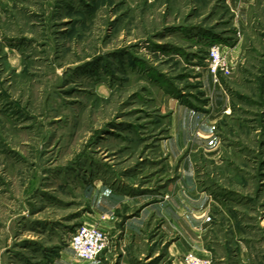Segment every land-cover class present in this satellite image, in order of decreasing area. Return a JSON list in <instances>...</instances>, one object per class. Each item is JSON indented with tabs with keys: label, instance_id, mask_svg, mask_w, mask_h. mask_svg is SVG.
Instances as JSON below:
<instances>
[{
	"label": "rangeland",
	"instance_id": "rangeland-1",
	"mask_svg": "<svg viewBox=\"0 0 264 264\" xmlns=\"http://www.w3.org/2000/svg\"><path fill=\"white\" fill-rule=\"evenodd\" d=\"M189 255L264 264V0H0V264Z\"/></svg>",
	"mask_w": 264,
	"mask_h": 264
},
{
	"label": "built area",
	"instance_id": "built-area-1",
	"mask_svg": "<svg viewBox=\"0 0 264 264\" xmlns=\"http://www.w3.org/2000/svg\"><path fill=\"white\" fill-rule=\"evenodd\" d=\"M226 63L219 47L211 50L209 69L213 74L225 70ZM71 249L75 256L86 262L99 259L110 247V238L107 233L97 226L82 225L71 237ZM186 264H212L209 258H197L194 255L186 257Z\"/></svg>",
	"mask_w": 264,
	"mask_h": 264
},
{
	"label": "crops",
	"instance_id": "crops-1",
	"mask_svg": "<svg viewBox=\"0 0 264 264\" xmlns=\"http://www.w3.org/2000/svg\"><path fill=\"white\" fill-rule=\"evenodd\" d=\"M193 178H194V172L191 169H189V172H187L186 173V176H184V178H183L184 179L183 180L184 181L183 186H185L184 189L185 190L187 189V191H189L190 194L196 192V184H195V180ZM201 201L202 202L204 201L203 197H201ZM204 202L207 204V201H204ZM166 204L169 205V203H166ZM167 216L168 217H171L172 214H170L169 212H167ZM200 216H201L200 218L203 217V215H200ZM141 225H142V222H140L139 220H136L133 223H128V225L126 227L127 228L126 229V233H129L128 232L129 230L136 231ZM123 264H125V261L123 262Z\"/></svg>",
	"mask_w": 264,
	"mask_h": 264
},
{
	"label": "trees",
	"instance_id": "trees-1",
	"mask_svg": "<svg viewBox=\"0 0 264 264\" xmlns=\"http://www.w3.org/2000/svg\"><path fill=\"white\" fill-rule=\"evenodd\" d=\"M212 42H216V40H213Z\"/></svg>",
	"mask_w": 264,
	"mask_h": 264
}]
</instances>
